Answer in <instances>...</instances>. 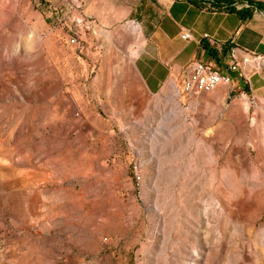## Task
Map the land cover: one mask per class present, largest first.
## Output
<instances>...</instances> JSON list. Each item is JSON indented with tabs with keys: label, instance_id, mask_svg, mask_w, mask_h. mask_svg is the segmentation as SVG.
Masks as SVG:
<instances>
[{
	"label": "rangeland",
	"instance_id": "obj_1",
	"mask_svg": "<svg viewBox=\"0 0 264 264\" xmlns=\"http://www.w3.org/2000/svg\"><path fill=\"white\" fill-rule=\"evenodd\" d=\"M162 10L0 0V264H264V101L146 94L123 56Z\"/></svg>",
	"mask_w": 264,
	"mask_h": 264
},
{
	"label": "crops",
	"instance_id": "obj_2",
	"mask_svg": "<svg viewBox=\"0 0 264 264\" xmlns=\"http://www.w3.org/2000/svg\"><path fill=\"white\" fill-rule=\"evenodd\" d=\"M157 1L163 6L161 15L153 21L151 26H143L141 37L129 44L127 49L129 53L123 56V65L126 70L141 83L146 94L169 96L176 89H180L188 66L195 60H204L209 56L200 43L202 34L206 33L214 41L210 56L218 62L226 61L229 44L238 47L236 50L238 66L235 71L229 73L231 80L229 83L218 85L215 89L220 87L219 92L224 96L228 91L233 90L239 91L243 97L251 101L254 99L264 101V15L262 12L254 11L250 18L240 20L233 13L197 9L185 0ZM95 18L98 24L101 21H112L109 17L106 19L99 15ZM182 31H187L189 37L181 38ZM243 50L261 57L254 63L246 62L242 60ZM57 162L55 163L63 164L61 160ZM51 180V178L41 179L43 191L30 196V208L33 214L35 216L44 214L37 221L39 227L36 229V235L48 231L49 226L60 223L62 219L67 222V211L62 204L47 207V209L43 207L42 198L45 194L42 193L47 192L46 182L51 184ZM71 245L75 249H82V244L77 239L72 240Z\"/></svg>",
	"mask_w": 264,
	"mask_h": 264
},
{
	"label": "built area",
	"instance_id": "obj_3",
	"mask_svg": "<svg viewBox=\"0 0 264 264\" xmlns=\"http://www.w3.org/2000/svg\"><path fill=\"white\" fill-rule=\"evenodd\" d=\"M62 20V17L59 18V21ZM70 21H73L72 25L67 26V31L70 32V43L77 42V38L81 31V26L88 30L92 29L93 31V22L95 20L89 17L85 18L80 12L79 15L73 16ZM180 37L186 39L189 37V33L187 31H182L180 33ZM200 43L201 45H206L209 49H211V47L214 45V41L206 33L202 34ZM237 49V46L229 44L227 59L223 62L216 61V59L210 56V54H208V58L204 60L193 61L185 71L180 89H176L175 91L186 94L209 92L220 84L229 83L231 80L229 73L231 71H235L238 66V61L236 58ZM243 54L244 56L242 57V60L246 62L252 61L254 63L261 57V55H256L247 50H243Z\"/></svg>",
	"mask_w": 264,
	"mask_h": 264
},
{
	"label": "trees",
	"instance_id": "obj_4",
	"mask_svg": "<svg viewBox=\"0 0 264 264\" xmlns=\"http://www.w3.org/2000/svg\"><path fill=\"white\" fill-rule=\"evenodd\" d=\"M197 9L235 14L240 20L251 17L254 11L264 12V0H185ZM211 54V49L202 45Z\"/></svg>",
	"mask_w": 264,
	"mask_h": 264
}]
</instances>
